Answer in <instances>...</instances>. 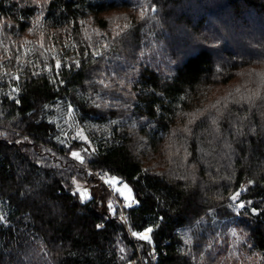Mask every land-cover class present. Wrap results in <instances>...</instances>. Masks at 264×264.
<instances>
[{
	"label": "trees",
	"instance_id": "16d2710c",
	"mask_svg": "<svg viewBox=\"0 0 264 264\" xmlns=\"http://www.w3.org/2000/svg\"><path fill=\"white\" fill-rule=\"evenodd\" d=\"M0 216V264H264V0H0Z\"/></svg>",
	"mask_w": 264,
	"mask_h": 264
},
{
	"label": "rangeland",
	"instance_id": "374dc122",
	"mask_svg": "<svg viewBox=\"0 0 264 264\" xmlns=\"http://www.w3.org/2000/svg\"><path fill=\"white\" fill-rule=\"evenodd\" d=\"M81 136H83V134H81ZM99 173V174H98ZM97 177L100 179L101 182L106 183L108 180L114 179L116 181V183L111 184L112 185V189L113 191H117L116 189H120V191H118L125 199L126 203H129L130 201H132L134 199L133 193L130 189V187L121 179H119L118 177H109L103 174L102 171H97L96 172ZM127 186L126 188L124 186ZM128 205V204H127ZM124 206V205H122ZM144 230L140 233H143ZM150 238H151V233L149 234ZM136 261L134 260L133 262H131L130 264L135 263Z\"/></svg>",
	"mask_w": 264,
	"mask_h": 264
},
{
	"label": "snow or ice",
	"instance_id": "6c2138e0",
	"mask_svg": "<svg viewBox=\"0 0 264 264\" xmlns=\"http://www.w3.org/2000/svg\"><path fill=\"white\" fill-rule=\"evenodd\" d=\"M145 9H146V6H145ZM152 11L154 12L155 11V8L153 7L152 8ZM144 15H145V11H141L140 12V16H141V18H143L144 17ZM124 27L125 28H127L128 27V25L127 24H125L124 25ZM119 34V33H118ZM60 66V64H59V61H57V67H59ZM72 155L74 156V157H76L77 159H82L81 157H80V155H79V153H72ZM109 184H114V183H116V181L114 180V179H111V180H108L107 181ZM125 188L127 187L126 185L124 186ZM79 190V189H78ZM117 191H120V189H116ZM81 195H82V197L84 198V199H87L88 198V193H87V191L85 190L84 192H82L81 193ZM239 196V193H236L235 195H233L232 197H231V199L232 200H236V198ZM130 206V205H129ZM109 207L111 208V205H109ZM239 207H244V205L243 204H240L239 205ZM3 220V216H0V221H2ZM152 232V228H148V229H146L143 233H133V235L134 236H138L140 239H143V240H145V241H149L150 242V240H151V238H150V236H149V233H151Z\"/></svg>",
	"mask_w": 264,
	"mask_h": 264
},
{
	"label": "built area",
	"instance_id": "2783aa9c",
	"mask_svg": "<svg viewBox=\"0 0 264 264\" xmlns=\"http://www.w3.org/2000/svg\"><path fill=\"white\" fill-rule=\"evenodd\" d=\"M99 174V173H98ZM106 184L108 185V187L109 188H112V185L111 184H109L108 182H106ZM137 203V199H133L132 201H130L129 203H128V205H133V204H136ZM123 219L125 220L126 219V214H125V212L123 213ZM155 260H159V257H158V252H156V250H155Z\"/></svg>",
	"mask_w": 264,
	"mask_h": 264
},
{
	"label": "bare ground",
	"instance_id": "6f19581e",
	"mask_svg": "<svg viewBox=\"0 0 264 264\" xmlns=\"http://www.w3.org/2000/svg\"><path fill=\"white\" fill-rule=\"evenodd\" d=\"M147 229H148V228H147ZM145 230H146V229H145ZM145 230H144V231H145ZM149 234H150V233H149ZM143 264H144V263H143Z\"/></svg>",
	"mask_w": 264,
	"mask_h": 264
}]
</instances>
